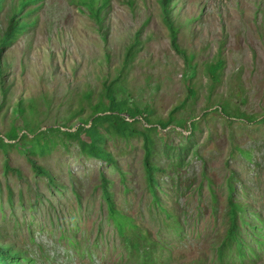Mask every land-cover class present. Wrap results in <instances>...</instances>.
Instances as JSON below:
<instances>
[{"label": "rangeland", "instance_id": "374dc122", "mask_svg": "<svg viewBox=\"0 0 264 264\" xmlns=\"http://www.w3.org/2000/svg\"><path fill=\"white\" fill-rule=\"evenodd\" d=\"M103 1L95 0L94 8ZM10 2L0 11V34L16 3ZM31 6L37 7L27 20L34 23L0 53V136L11 128L19 137L46 136L52 152L37 162L67 189L53 204L56 222L47 202L29 211L21 203L12 207L0 186L4 240L21 251L26 264H216L212 246L225 226V177L231 171L243 199L264 218V0H177L171 14L176 42L193 55L190 61L173 47L160 0H107L99 19L88 0H37ZM218 57L223 67L216 83L207 69ZM111 81L132 104L149 105L163 118L184 99L188 82L196 90L176 111L185 126L173 121L156 132L165 153L161 200L181 219L177 233L170 218L164 224L163 213L148 208L142 150L135 139L109 147L126 172L122 182L103 161L80 156L75 142L64 147L62 134L51 129L86 123L91 105L105 93L103 83ZM222 99L230 106L219 103ZM210 101L216 108L207 107ZM229 110L253 117L228 115ZM190 121L199 125L194 137ZM14 142L9 163L21 169L24 187H33L35 176L23 156L30 144L20 138ZM238 148L248 150L250 158ZM6 157L0 149V184L8 181L18 189L19 180L5 175ZM203 170L217 197L215 207ZM100 173L110 181L116 207L159 244L147 258L128 251L113 226L102 221L107 208L98 187ZM35 186L44 189L40 181ZM127 230L130 238L137 234ZM233 264H264V248L252 262Z\"/></svg>", "mask_w": 264, "mask_h": 264}, {"label": "trees", "instance_id": "16d2710c", "mask_svg": "<svg viewBox=\"0 0 264 264\" xmlns=\"http://www.w3.org/2000/svg\"><path fill=\"white\" fill-rule=\"evenodd\" d=\"M7 0H0V11L4 8ZM177 0H160V7L163 14V19L172 35V44L174 49L181 53L186 61H190L193 55H186L178 47L176 42V31L174 28V22L172 19L173 5ZM16 2V3H15ZM15 4L10 2L8 9V15L6 20V26L3 32L0 34V53L1 50L8 46L17 35L24 32L29 25H32L34 21L27 20L31 12L37 6H30L36 3L37 0H15ZM107 0H104L101 5L94 8L95 0H88L90 7L93 9L95 17L99 19L100 11L106 4ZM138 42V39H136ZM223 67V60L218 57L214 62L208 65L207 72L214 82L220 80V71ZM115 81L104 82L105 93L101 95L96 104L91 105L92 113L86 123L80 122L73 130H62L58 127H52V130L59 131L64 137L63 146L68 147L69 144L75 142L79 147V155L85 158H95L106 163L113 171L118 172L120 180L122 182L126 179V172H124L118 165L117 159L113 156L109 147L111 145H118L126 143L130 145L132 140H136L139 147L142 150V157L140 160L141 168L143 171L144 190L149 193L150 198L148 201V208L155 207L161 211L164 215L162 222L165 224V219H171V227L174 232H178L182 229L180 223V217L171 210H168L161 200V194H166L164 185L160 181V176L165 173V168L162 166L160 160L164 156V151L161 149L160 139L156 136L158 128L165 127L173 121L179 127L185 126V119L178 117L176 111L179 110L190 97L196 94V90L193 85L188 82L186 85V94L184 99L175 106L172 111L169 112L167 117L155 116L154 109L145 105L138 107L129 101L124 93L118 91L115 88ZM103 95L104 99L103 100ZM88 96H90L88 94ZM225 103L226 106H230L229 100H219V103ZM212 104H207V107L216 104L210 101ZM232 107V106H231ZM232 110V108H230ZM224 109L221 108V111ZM227 112L228 115L234 113L237 116H244L252 118L251 115H246L240 110H234V112ZM229 112L231 114H229ZM147 124L146 126L143 124ZM190 133L192 137L195 136V132L199 129L197 121H190L189 123ZM23 139L28 141L30 148L23 154L25 159L30 163L33 170L35 179L33 181V187L23 184V173L20 168L13 167L9 163V151H12L16 146L15 139ZM0 149L8 156L4 161V169L6 177H10L12 180L21 183V187L15 189L8 181L5 184H0L1 194H5L7 202L14 207V204H22L21 206L26 211L32 209H38L43 202H47L49 216L52 220L56 218V222L59 220L58 215L54 213V202L59 199L56 198L62 195L67 189L66 186L57 180L51 170L46 168L44 164L37 162V158L40 156L45 157L50 155L52 148L46 136L34 133L32 137L27 135L18 136L15 128H11L7 135L0 136ZM238 150L250 158V152L246 149ZM233 155V153H231ZM203 178L206 179L205 186L209 189L211 195V201L215 207L217 197L215 191L211 185L210 179L206 178L204 170L202 171ZM45 177V178H44ZM43 178L46 179L43 182ZM235 174L230 172L225 177V203L223 207L224 228L219 235L216 243L212 246V261L216 264H233V262L245 263L252 262L254 258L259 257V251L264 248V218L259 210H256L250 206L248 201L243 199V190L239 189L234 182ZM43 183L44 189L40 191L35 185L38 182ZM29 184V183H27ZM110 181L102 173H100L99 186L102 193V201L106 205L107 213L102 219L113 226L115 232L120 236L121 244L127 248L128 251L136 252L139 257L145 256L147 258L159 245L156 241H152L149 238V234L143 233V229H139L138 225L133 222V217L126 212L121 211L115 205L114 198L111 190L109 189ZM97 187V186H96ZM203 187L202 183H199L198 191L200 192ZM73 194L79 199V194L76 191L75 185H71ZM17 192V197H16ZM50 192V194H46ZM48 195V196H47ZM1 196V195H0ZM2 200V196L0 197ZM0 203H3L2 201ZM134 229L137 233L134 238H130L127 235V229ZM3 238V239H1ZM28 260L22 256L21 251L18 248L13 247L10 243L4 240V236L0 233V264H26Z\"/></svg>", "mask_w": 264, "mask_h": 264}]
</instances>
